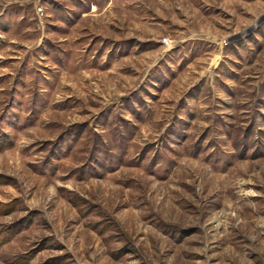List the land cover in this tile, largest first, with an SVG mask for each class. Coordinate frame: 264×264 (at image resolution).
Wrapping results in <instances>:
<instances>
[{
    "label": "rangeland",
    "instance_id": "obj_1",
    "mask_svg": "<svg viewBox=\"0 0 264 264\" xmlns=\"http://www.w3.org/2000/svg\"><path fill=\"white\" fill-rule=\"evenodd\" d=\"M0 264H264V0H0Z\"/></svg>",
    "mask_w": 264,
    "mask_h": 264
},
{
    "label": "built area",
    "instance_id": "obj_2",
    "mask_svg": "<svg viewBox=\"0 0 264 264\" xmlns=\"http://www.w3.org/2000/svg\"><path fill=\"white\" fill-rule=\"evenodd\" d=\"M167 42V41H166Z\"/></svg>",
    "mask_w": 264,
    "mask_h": 264
}]
</instances>
